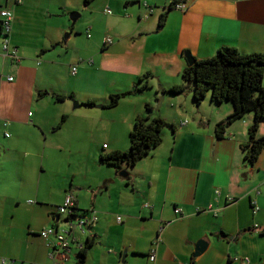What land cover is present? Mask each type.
I'll return each mask as SVG.
<instances>
[{
  "label": "crops",
  "instance_id": "0c3cea01",
  "mask_svg": "<svg viewBox=\"0 0 264 264\" xmlns=\"http://www.w3.org/2000/svg\"><path fill=\"white\" fill-rule=\"evenodd\" d=\"M143 1L154 8L146 19ZM171 2L4 0L0 5L12 13L9 41L17 56L10 60L0 52V177L17 179L20 188L2 193L0 187V198H11L16 211L8 229L26 232L17 247L8 236L0 237V258L51 264L52 248L38 232L54 223L57 206L70 195L77 213L94 211L97 221L86 235L75 234L61 264H78L79 253L81 264H239L244 258L264 264V148L252 165L242 149L252 114L217 138L215 126L232 112L231 103L215 105L208 93L195 105L190 88L176 96L163 92L182 85L184 52L194 60L209 59L221 47L264 54V0H185L183 11ZM71 12L80 14L72 27ZM160 15L164 22L158 28ZM105 37L112 42L104 45ZM146 74V89L103 107L110 95L139 86ZM41 92L47 94L38 96ZM90 101L94 106L84 105ZM137 116L160 118L172 128L164 127L160 144L123 168L127 174L121 176L101 164L99 155L128 148ZM258 135H264V121ZM37 162L41 172L35 176ZM56 175L59 183H51ZM202 238L207 248L194 258L193 245Z\"/></svg>",
  "mask_w": 264,
  "mask_h": 264
},
{
  "label": "trees",
  "instance_id": "16d2710c",
  "mask_svg": "<svg viewBox=\"0 0 264 264\" xmlns=\"http://www.w3.org/2000/svg\"><path fill=\"white\" fill-rule=\"evenodd\" d=\"M90 1L84 0V4H88ZM163 22L164 15H160L158 28L163 25ZM263 75L264 54H240L233 48L221 47L209 59L193 60L192 64L186 63L180 73L182 85L171 86L163 92L176 96L180 95L185 88H190L195 105H198L208 93L210 101L215 105L224 102L231 103L232 112L215 126L217 138L222 137L225 129L231 123L251 113L252 122L247 130L248 140L242 149L244 150V160L252 165L264 148V135H258L259 124L264 121ZM148 77L149 75L146 74L139 78L137 81L140 83L139 86L135 85L130 91L110 95L107 104L103 107H114L119 99L146 89ZM46 94V92H41L38 93V96ZM55 99L60 100V97L55 96ZM84 105L94 106V103L90 101ZM143 109L144 112H149L150 104L146 103ZM63 120L64 116L57 127ZM164 127L172 128V125L160 118L137 116L128 133V148L124 151L100 154V163L112 167L115 171H125L123 168L133 167L136 162L160 144ZM73 209L77 210L75 207ZM82 213L87 214L88 212L83 211ZM262 234H264V230H262ZM90 243L91 241L87 239L84 247H88ZM82 257L83 253H79L78 264L82 263Z\"/></svg>",
  "mask_w": 264,
  "mask_h": 264
},
{
  "label": "built area",
  "instance_id": "2783aa9c",
  "mask_svg": "<svg viewBox=\"0 0 264 264\" xmlns=\"http://www.w3.org/2000/svg\"><path fill=\"white\" fill-rule=\"evenodd\" d=\"M142 8L144 9L143 18H148L154 11V8L148 6L144 1L141 3ZM170 7L183 11L186 8L185 0H172ZM105 14H110L108 8L104 9ZM12 13L9 9L5 7L0 8V52L1 54L10 60H16V49L10 44L9 34L11 29ZM88 37V33L86 32ZM112 42L109 37H105L103 40L104 45H108ZM91 63V60L88 61V64ZM71 72H74V68L71 69ZM7 80L10 81L11 77H7ZM7 136V135H6ZM214 195L218 196V191H214ZM147 205H145L146 207ZM74 200L70 195L65 196L62 204L57 206V221L54 222L51 226L42 228L38 232V236L46 242V245L51 247L52 250L48 253V258L52 260L51 264H61L66 257H68L71 244L76 241L75 234L86 235L89 232V229L96 223L97 217L94 211L89 213H77L74 211ZM175 213L179 214L180 209L175 208ZM252 210L255 212L256 208L253 207ZM215 214V212H213ZM116 221L119 222L120 218L117 217ZM162 227L158 228L156 235V240H158V235L161 232ZM82 245V244H81ZM155 257L154 250H150L148 255V260L152 262ZM0 264H19L13 260L0 258ZM239 264H250L249 261L244 258L240 260Z\"/></svg>",
  "mask_w": 264,
  "mask_h": 264
},
{
  "label": "rangeland",
  "instance_id": "374dc122",
  "mask_svg": "<svg viewBox=\"0 0 264 264\" xmlns=\"http://www.w3.org/2000/svg\"><path fill=\"white\" fill-rule=\"evenodd\" d=\"M3 1L4 0H0V5L3 4ZM0 139H3V137H1V135H0ZM20 158H21V156H20ZM26 159L27 158H23L22 157L20 159V161L21 162H25ZM55 160L57 161V163H59V161H60V163H63V165H64L63 158L60 155H56L55 156ZM38 163L39 162H37L35 168H33V174L35 176L38 173L41 172ZM41 178H47V173H42L41 174ZM49 179H50L51 183H52V181L54 182V184L55 183H59V175L58 176L56 175V176H53V177L50 176ZM43 180H45V179H43ZM0 181H1L0 187L3 188V189H1L2 193L8 192V191L11 192L13 190L20 189L18 187L19 186V182H18L17 179H15V181H14L12 177H8L6 179H1V177H0ZM47 183L49 184V180H47ZM11 201H12L11 198H0V237L2 238V237L8 236L9 240L15 241L14 245H16V247H17V245H19L21 242L25 241V239H26L25 233L26 232H25V229L22 228V227H21L22 229L13 228L12 231H11V229H8V226L11 224V214L10 213L11 212H13V213L16 212L13 208L10 207ZM13 222L19 224L21 222L20 217H18V218L15 217Z\"/></svg>",
  "mask_w": 264,
  "mask_h": 264
},
{
  "label": "water",
  "instance_id": "95a60500",
  "mask_svg": "<svg viewBox=\"0 0 264 264\" xmlns=\"http://www.w3.org/2000/svg\"><path fill=\"white\" fill-rule=\"evenodd\" d=\"M79 13L78 12H71L68 15L69 21H70V26L72 27L73 24L75 23V21L78 19L79 17ZM184 57L187 61L188 64H192L193 63V58L190 56L189 52H184ZM73 107L76 108L78 106V103L73 101ZM121 176H126V172H120ZM58 219V217H56L55 221L56 222ZM208 242L205 238L199 239L197 240L194 245H193V254L192 257H198L199 255H201L207 248Z\"/></svg>",
  "mask_w": 264,
  "mask_h": 264
}]
</instances>
